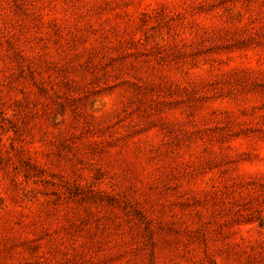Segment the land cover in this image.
I'll list each match as a JSON object with an SVG mask.
<instances>
[{
	"label": "rangeland",
	"instance_id": "obj_1",
	"mask_svg": "<svg viewBox=\"0 0 264 264\" xmlns=\"http://www.w3.org/2000/svg\"><path fill=\"white\" fill-rule=\"evenodd\" d=\"M0 264H264V0H0Z\"/></svg>",
	"mask_w": 264,
	"mask_h": 264
}]
</instances>
